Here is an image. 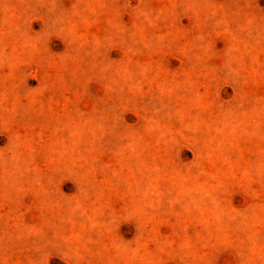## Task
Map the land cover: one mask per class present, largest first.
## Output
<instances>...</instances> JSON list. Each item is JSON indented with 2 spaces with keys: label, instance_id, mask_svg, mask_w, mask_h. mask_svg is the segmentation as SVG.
<instances>
[{
  "label": "rangeland",
  "instance_id": "obj_1",
  "mask_svg": "<svg viewBox=\"0 0 264 264\" xmlns=\"http://www.w3.org/2000/svg\"><path fill=\"white\" fill-rule=\"evenodd\" d=\"M0 264H264V0H0Z\"/></svg>",
  "mask_w": 264,
  "mask_h": 264
}]
</instances>
